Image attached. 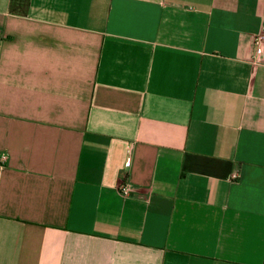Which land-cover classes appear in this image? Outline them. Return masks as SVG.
<instances>
[{
	"label": "crops",
	"instance_id": "0c3cea01",
	"mask_svg": "<svg viewBox=\"0 0 264 264\" xmlns=\"http://www.w3.org/2000/svg\"><path fill=\"white\" fill-rule=\"evenodd\" d=\"M262 32L264 0H0V264H264Z\"/></svg>",
	"mask_w": 264,
	"mask_h": 264
},
{
	"label": "built area",
	"instance_id": "2783aa9c",
	"mask_svg": "<svg viewBox=\"0 0 264 264\" xmlns=\"http://www.w3.org/2000/svg\"><path fill=\"white\" fill-rule=\"evenodd\" d=\"M254 48H255V53L258 54L259 52L262 51V49L264 48V33H259L258 35L255 36L254 39ZM131 146H133V144H131ZM1 163L5 164V162L7 161V155L6 154H2L1 155ZM120 191L121 193H123V195H128L129 194V186L127 184H124L120 187Z\"/></svg>",
	"mask_w": 264,
	"mask_h": 264
}]
</instances>
